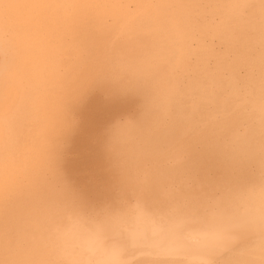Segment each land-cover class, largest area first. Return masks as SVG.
Listing matches in <instances>:
<instances>
[{
	"label": "bare ground",
	"instance_id": "6f19581e",
	"mask_svg": "<svg viewBox=\"0 0 264 264\" xmlns=\"http://www.w3.org/2000/svg\"><path fill=\"white\" fill-rule=\"evenodd\" d=\"M0 264H264V0H0Z\"/></svg>",
	"mask_w": 264,
	"mask_h": 264
}]
</instances>
